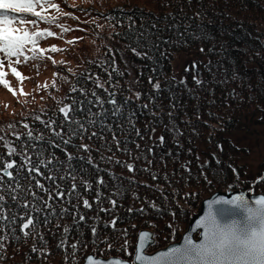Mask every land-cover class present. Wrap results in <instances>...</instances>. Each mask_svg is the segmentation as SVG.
Masks as SVG:
<instances>
[{
  "label": "trees",
  "instance_id": "trees-1",
  "mask_svg": "<svg viewBox=\"0 0 264 264\" xmlns=\"http://www.w3.org/2000/svg\"><path fill=\"white\" fill-rule=\"evenodd\" d=\"M79 12L91 15L97 22L88 23L85 40L78 42L74 38V44L63 46L61 52L68 60L56 65L55 82L47 87L39 84L33 89H36L34 95L25 94V101L15 114H6L0 106V137L4 138L0 140V153L6 161L19 162V156H8L4 141L17 148L22 143L33 145L27 149L28 155L35 161V153L43 151V159H53L52 172L57 177L74 171L78 190L83 198L89 199L92 208H83L82 202L79 208H73L76 201L69 203L67 196L49 200L55 212L63 205L70 213L84 214L86 220L77 230L71 214L60 220L50 215L52 223L44 225L42 221L49 209L37 213L19 206L33 201L26 193L29 173L21 171L17 178L24 189L18 190L20 199L13 203L9 197L11 189L7 187L3 194L13 212L19 216L28 212L37 218L39 227L34 232L29 229L32 235L26 238L19 231V219L11 229L6 226L0 233L6 237L4 248L0 250V264H80L88 253L99 256L93 251L92 225L100 229L101 238L118 239L117 234L128 229V239L133 245L130 252L134 251L138 231L149 229L154 235L150 247L157 249L179 239L200 201L212 192L239 188L264 193V161L257 176L247 180L245 164H240L238 159L248 154L249 147L237 145L230 137L236 130L253 131L247 119L264 124V0H106L104 5L80 8ZM61 18L63 16L58 17V21ZM56 36L59 38L58 33ZM49 38L38 39V46ZM25 55L32 56V53L25 50ZM182 57L187 61L178 69L177 62ZM42 58L36 60L38 68L44 66ZM21 61L19 67L26 62L23 58ZM17 71L23 76L22 70ZM194 77L204 81L203 86L197 85ZM97 78L106 82L105 88L110 92L116 93L117 102L123 106L122 114L106 119V123L113 126L112 132L92 126L83 140L72 137V144L64 145L63 140L69 139L68 127L53 125V130L61 133L57 137L41 121H61L58 109L64 105L87 109V104H74L84 99L79 89L89 91L88 99H94L91 96L94 88L103 99H108V92L95 87L93 80ZM4 79L9 85L11 79L20 81L10 68ZM150 80L158 82L160 89L155 90ZM31 83L38 84L33 79ZM0 87L4 86L0 84ZM73 88L77 91H72ZM136 92L140 93L139 99L135 98ZM17 94L11 95L17 97ZM32 96L38 98V102L32 101ZM125 100L129 102L125 104ZM145 104L147 108L143 107ZM104 108L111 110L112 105L105 103ZM99 110V107L92 108L93 112ZM76 116L86 119L80 112ZM132 125L140 130L144 139L136 135ZM28 131H33L34 135L43 132L53 146L29 140L25 135ZM91 131L99 132L105 139H87ZM113 133L120 141L119 149L127 151L117 148ZM80 143L90 145L92 151L77 149L75 145ZM57 144L59 147L54 146ZM216 145L222 146V150ZM62 149L74 157L90 155L97 167L86 163L85 159L68 161ZM117 160L133 164L135 171L128 172ZM182 164L187 168H182ZM43 171L48 173V169ZM201 172L212 182L208 183ZM153 176L156 179H152ZM0 177L5 186L15 187V182L3 177L2 172ZM38 178L45 187H53L52 181L43 176ZM100 178L104 180L103 186L96 183ZM81 179L91 182V189L85 190ZM31 183L34 185V181ZM55 183L64 190L71 187L72 181L57 179ZM32 191L47 199L39 189L33 187ZM97 192L102 193V202L96 200ZM109 198L117 201L115 209L100 212L102 207L112 208ZM34 203L43 207L39 200ZM152 203L155 208L151 207ZM129 208L136 211L129 212ZM141 208L143 212L139 211ZM97 215L99 220L91 219ZM113 218L117 219L115 232L111 227H104V222ZM56 223L61 224L60 229L55 227ZM133 224L135 229L131 227ZM64 225L71 226V234L64 246L57 248ZM37 233L44 237L46 245ZM77 239H82L88 247H79L73 256L68 244ZM120 242L122 240H118L117 246ZM33 245L47 248V255L33 252ZM97 247L103 257L121 255L115 251L105 253L104 244Z\"/></svg>",
  "mask_w": 264,
  "mask_h": 264
},
{
  "label": "snow or ice",
  "instance_id": "snow-or-ice-1",
  "mask_svg": "<svg viewBox=\"0 0 264 264\" xmlns=\"http://www.w3.org/2000/svg\"><path fill=\"white\" fill-rule=\"evenodd\" d=\"M49 9H54L59 16H72L70 12L63 11L60 5L55 3L54 0H0V54H3L5 58L4 60H0V84L10 92L13 90L9 86L8 81L4 79L5 72L2 70L5 66V61H7V67L11 69L12 74L18 80L22 81L25 77H23L21 73L17 71L16 67L13 66L14 64H20L22 62L21 58H23V61H28L30 59L37 60L41 59L46 51H51L53 53L64 51L54 45L50 49H44L38 46V39L55 37L57 33L49 29L37 28V20L49 25L54 24L60 29L61 34L73 30L70 27H66L63 23H59L57 15H48L47 13ZM72 18L76 19V17ZM28 25L32 26V30H29L27 27ZM76 39L83 38L79 37ZM76 39L68 40L67 43L72 45L76 42ZM25 50L31 52L32 56L25 55ZM132 51L136 52V49L133 48ZM200 51L203 52L204 49H200ZM47 59L52 60L53 64L57 63V61L53 60L51 56H48ZM53 75L55 76L56 73ZM110 78L111 76L109 79ZM194 79L197 85L203 86L204 81L196 79L195 77ZM149 82L152 83L155 90L160 89L161 85L158 82L153 83L151 80ZM93 83L96 88H103L105 92H108L109 98L103 99L94 88L91 90V96L94 99H88L89 91L86 89H79L84 99L78 102L74 101V104H87V109L64 105L58 109L62 114L61 121H41L45 128L52 131L53 135L57 137L61 136V133L54 131L53 125H58L61 128L65 126L68 127L69 139L63 140L64 145H71L72 137L83 140L85 138V133L88 132L89 128L92 126H99L102 131L112 132L113 126L106 123V119L109 116L115 117L122 114L121 110L123 106L117 102L116 93L110 92L109 89L105 88L106 82H101L97 78L93 80ZM181 83H183V81H181ZM45 87H47V85H45ZM53 87H55V84H53ZM72 91H77V89L73 88ZM129 91H131V88H129ZM13 94L15 93L13 92ZM21 94H23L22 90ZM134 95L136 99L140 98L139 92L134 93ZM128 102V100L124 101L125 104ZM105 103L112 105L111 110L104 108ZM93 107H99L100 110L93 112ZM143 107L147 108L148 105L145 104ZM77 112L84 114L86 119L77 118ZM153 115L155 116L156 114L153 113ZM171 115L172 114L169 113L170 118ZM35 119L39 120L40 118L35 117ZM197 119H199V117H197ZM73 125L75 127H73ZM119 127L122 128V125H119ZM132 127L136 131V135L140 136L141 139H144L140 130L135 129V125H132ZM24 128L27 129L28 125L25 124ZM151 131L154 132L155 129L152 128ZM25 135L29 140L42 141L48 143L49 146H53L51 140L45 139L43 132L34 135L33 131H28ZM96 137H99L102 140L105 139V137L101 136L97 131H91L90 135L87 136V139L91 140ZM159 139L160 142L163 143L164 137L161 136ZM0 140H4V138L0 137ZM17 140H19V136L17 137ZM112 140L117 144V148L119 149L120 141L114 133ZM54 146L59 147L58 144ZM3 147L7 149L9 157L19 156L20 161H6L3 154L0 153V172H2L3 177H7L9 181L15 182V187H12L11 184L5 186L3 178L0 177V233L4 232L6 226L11 229L12 226L15 225L17 219L20 220L19 231L26 238L32 235V232L28 231L29 229L34 232L39 227L37 218L30 215L28 212L23 216H19L17 213L13 212L11 210V205L7 203L6 197L3 194L7 187L11 189L9 197L13 203H16L20 199L18 190L24 191V189L23 186L19 184L17 178L20 176L21 171L25 170L29 173V177L26 178H30V185L26 190V193L33 197V201L22 203L19 206L37 213L43 212L44 209H49V214L45 215L42 221L46 226L52 223L49 218L50 215H55L57 220H60L71 214L72 224L76 226L77 230H79L80 223L86 220L84 214H80L79 212L70 213L69 209L63 205H61L59 212H55L53 206L49 204V200L67 196L69 198V203H71L72 200L76 201V203L72 205L73 208H79L80 202H82L83 208H92L89 199L83 198L78 190L79 186L76 183L77 176L74 174V171L67 175L57 177L52 172L51 166L53 165V159H43V151L35 153V161H33L32 156L28 155L27 149L33 147V145H25L22 143L21 146L17 148L11 146L5 140ZM75 147L77 149H83L85 152L89 153L92 151L91 146L85 143H80L75 145ZM136 147L139 148L140 145L137 144ZM216 147L222 150V146L216 145ZM108 150L111 151V149ZM119 150L127 151L126 148ZM62 151H64L68 161L73 159H85L86 163L93 165V167H97L90 155L86 158L74 157L72 153L67 152L64 149H62ZM148 151L151 152L152 149H148ZM129 155H131L130 152ZM136 158L138 159L139 157ZM108 159L111 160V157H108ZM116 163L125 167L130 173L135 171L134 165L131 163H122L119 160H117ZM149 163H152V161H149ZM181 167L186 169L187 165L182 164ZM43 169H48V173L52 174L46 173ZM233 171H235V169H233ZM33 173L35 175H32ZM200 175L204 176V173L201 172ZM41 176L52 181L53 187H45L38 178ZM57 179H71V187L62 190L61 185L55 183ZM152 179H156V177L153 176ZM204 179L208 183L212 182L207 176H204ZM32 181H34V185L31 183ZM96 183L103 186V178L98 179ZM80 184L83 185L85 190H89L92 187L91 182L83 179L80 180ZM33 187L44 192L47 199L37 196V193L32 191ZM53 193H55V195H53ZM101 196L102 193L97 192L96 200L101 201ZM36 200H39L43 207L39 204H35L34 201ZM109 203L112 205L111 209L102 207L99 211L111 212L115 209L117 201L109 198ZM213 205H219L220 207L213 209ZM254 205V207H250L249 203L243 196H235L231 200L217 199L211 201L208 205V211L197 221V228L203 229V238L199 242H194L192 238L185 237L184 243L180 247H171L168 248L167 251L158 252L155 255H152L147 251L148 242L151 239V233L148 231L142 230L138 233V243L135 245L134 251L130 252L129 249L132 248L133 245L128 239V229H122L121 232L117 234L118 239H113L109 236L101 238L100 229L97 226L92 225L90 232L92 236L95 237L92 241L93 251L100 255H87L86 264H264V197L255 200ZM151 207L155 208L156 205L152 203ZM128 211L133 212L136 210L129 208ZM139 211L143 212L144 209L141 208ZM91 219L99 220L100 217L97 215ZM116 225V218L104 222V227H111L113 232H115ZM55 227L60 229L61 224L56 223ZM131 227L135 229L136 225L133 224ZM70 234L71 226L64 225L61 240L56 247H63ZM37 235L39 234L37 233ZM5 238V236L0 235V250L4 248L3 240ZM39 239L46 245L47 242L42 235H39ZM118 240H122V242L119 243V246H117ZM99 244L107 246L104 249L105 253L115 251L121 255L116 257L109 256L107 259H104L103 253H101L100 249L97 247ZM81 246L84 248L88 247L82 239H77L75 242L68 244V247L73 250L71 255L75 256L76 250ZM31 250L33 252H44V254L47 255V248L41 249L33 245ZM0 259H2V257H0Z\"/></svg>",
  "mask_w": 264,
  "mask_h": 264
},
{
  "label": "rangeland",
  "instance_id": "rangeland-1",
  "mask_svg": "<svg viewBox=\"0 0 264 264\" xmlns=\"http://www.w3.org/2000/svg\"><path fill=\"white\" fill-rule=\"evenodd\" d=\"M55 3L59 4L61 9L65 12H70L72 14L71 17H64L61 18L58 22L63 23L66 27H70L73 29L72 31L62 33L59 28H57L54 25H44L43 23L37 22L36 27L39 29H49L51 31H54L58 33L59 38L50 37L49 39H46L42 44L41 48L44 49H50L53 45L56 47H59L61 49H64L63 46L68 45L67 41L72 40L74 38L79 37H87L86 35L87 25L89 22H97L96 18H93L91 15H88L79 12L80 8H90V7H98L101 4L104 5L106 0H54ZM48 15H57L58 13L53 11L52 9H49ZM57 17H61L57 15ZM72 17H76V19H73ZM96 27H98V23H95ZM29 30H32V26H27ZM82 29V30H81ZM84 39V38H83ZM82 39V40H83ZM85 40V39H84ZM81 39H78V42H80ZM42 42V41H41ZM43 56H46L45 58H42V60L45 62L43 67H37L36 66V60L26 61L24 62L23 67H19V64H14L13 66L16 67V69H20L23 71V79L19 82H14V79H11L10 87L13 89L14 93H18L17 97H14L12 92H10L5 87H0V106L2 109L5 110L6 114H15V112L20 111V105L25 101L23 97L25 94L32 93L33 95L36 92V89L40 85H49L55 82L56 75L53 74L56 73V65L59 63H64L67 61V57L63 52H51L46 51ZM48 56H51L53 60L57 61L56 64L52 63V60L47 59ZM3 54H0V60H4ZM186 58L182 57L177 62L178 69H181L184 67V64L186 62ZM8 69L7 67V61H5V66L2 70ZM35 82V80L38 82L37 85H33L31 83V80ZM21 85V87L19 86ZM40 84V85H39ZM42 86V87H43ZM36 88L35 90H33ZM20 89V90H19ZM21 90L23 94H21ZM35 102H38V98H35L34 96L30 97ZM32 101L29 99V102L32 103ZM247 123L250 127V130L253 131H239L236 130L232 134H230V137L237 145H244L246 147H249V152L246 156L240 157L238 159L240 164H245V175L247 180H251L257 176V174L261 170V164L264 161V124H255L248 122ZM148 251H153L155 248L149 247L147 249Z\"/></svg>",
  "mask_w": 264,
  "mask_h": 264
},
{
  "label": "water",
  "instance_id": "water-1",
  "mask_svg": "<svg viewBox=\"0 0 264 264\" xmlns=\"http://www.w3.org/2000/svg\"><path fill=\"white\" fill-rule=\"evenodd\" d=\"M235 196H243L245 198V200L249 203L250 207H254V201L264 197V193L262 192H253L250 189H231V190H216L214 192H212L210 195L206 196L205 198H203L200 203L199 206L197 208V210L191 214L186 228L185 230L182 232L181 236L179 237V239L168 243L167 245L157 248L153 251H148L150 254L155 255L158 252H163V251H167L168 248L171 247H180L181 245H183L184 243V238L185 237H190L193 239L194 242H199L203 237H202V232L203 229L202 228H197V221L200 220L205 213L208 211V205L211 201L213 200H217V199H226V200H231L233 197ZM220 207L219 205H213V209ZM239 218V217H237ZM148 231L151 233V239L148 242V247L147 249L154 243V235L153 232L149 229H140L138 231V233L140 231ZM138 233L136 236V241H135V245L138 243ZM87 255H93V256H98L95 255L93 253H88ZM86 255V256H87ZM86 256L84 257L83 261L80 264H86ZM112 257H116L115 255H112ZM104 259H107L108 257H103ZM14 264H28V263H24V262H16ZM46 264V263H45Z\"/></svg>",
  "mask_w": 264,
  "mask_h": 264
}]
</instances>
